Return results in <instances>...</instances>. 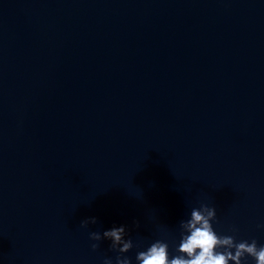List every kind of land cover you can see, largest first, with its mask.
<instances>
[{
	"label": "water",
	"instance_id": "water-1",
	"mask_svg": "<svg viewBox=\"0 0 264 264\" xmlns=\"http://www.w3.org/2000/svg\"><path fill=\"white\" fill-rule=\"evenodd\" d=\"M201 205L264 245V0H0V264L171 258Z\"/></svg>",
	"mask_w": 264,
	"mask_h": 264
},
{
	"label": "clouds",
	"instance_id": "clouds-1",
	"mask_svg": "<svg viewBox=\"0 0 264 264\" xmlns=\"http://www.w3.org/2000/svg\"><path fill=\"white\" fill-rule=\"evenodd\" d=\"M216 219V209L201 205L191 210L190 219L180 222L181 239L177 248L178 255L169 258L168 244L157 240L145 251L137 253V264H242L247 257H251L255 264H264V245H257L243 240L237 242L234 236L218 235L212 222ZM97 223L96 218L81 222L82 228ZM139 225L137 224V227ZM259 227L264 228V225ZM124 226L113 227L104 231L103 239L111 241L110 248L120 253L115 264H132L131 259L125 256L133 248L131 239H125ZM90 239L101 241L99 232H91ZM99 247L98 243L92 245L93 251ZM103 264H113L111 258H105Z\"/></svg>",
	"mask_w": 264,
	"mask_h": 264
}]
</instances>
